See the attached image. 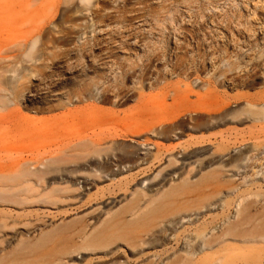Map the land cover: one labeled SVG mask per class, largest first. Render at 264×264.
Here are the masks:
<instances>
[{"label": "rangeland", "instance_id": "374dc122", "mask_svg": "<svg viewBox=\"0 0 264 264\" xmlns=\"http://www.w3.org/2000/svg\"><path fill=\"white\" fill-rule=\"evenodd\" d=\"M33 163L45 182L19 190ZM171 185L189 195L162 206L150 253L115 260L180 264L200 233L218 264H264V0H0V264L48 260ZM81 252L70 264L113 261Z\"/></svg>", "mask_w": 264, "mask_h": 264}, {"label": "bare ground", "instance_id": "6f19581e", "mask_svg": "<svg viewBox=\"0 0 264 264\" xmlns=\"http://www.w3.org/2000/svg\"><path fill=\"white\" fill-rule=\"evenodd\" d=\"M38 161L40 166L44 165L45 167H47L45 163L41 162L40 160ZM71 162H75V160L71 159V161H67L66 163L71 164ZM119 163L120 165H122L124 161L120 160ZM66 167H63V169L61 168L62 171H67L68 167L70 166H68L67 168ZM129 169H132V167H129ZM15 172L16 175L12 177V179L18 180V189L22 191L28 192L29 190H31L32 178H37V185H41V183L45 182L46 179V175L43 173V169L39 166H36L34 163L33 167L31 165L29 168H21L20 166V168ZM103 177L106 179L105 176ZM63 179L69 180L68 176L63 177ZM134 179L135 176L124 179L119 183H116L115 187L117 189L126 187L127 190L128 186L132 181H134ZM53 181H57V177H54ZM24 182H26V184L23 186ZM98 182L99 179H92V183ZM49 183H51V181ZM180 187V185H171L170 188L165 190L158 199L153 200L145 208L141 206V201L144 200L146 194H133V197L131 198L127 206L113 213L109 212L107 218L101 224L94 227L91 232L90 230H88V226L83 225V227L81 228L72 230L71 234L67 236L66 243L62 244L59 247L57 246V251H50V253H47V251L42 248V251L43 249L45 251H43L44 253L41 251V253H43L44 255L42 256V258H48V260H39L40 258H34L31 260H25L24 262H19V260L17 259H9L6 260L4 264H70L67 258L73 256L74 253H82L81 251H84V254H93L100 251L104 252L105 256H112L113 261L110 262V264H131L132 262L130 260L133 258H130V260L128 259L126 261L115 260L117 259L116 257L115 259L113 258V256L118 254L119 250L121 249L119 247V244L125 243L124 245H126L127 247L126 250L130 252H134V250L138 248L139 256L137 257L145 256L150 253L149 245L155 244L149 240V236L150 233L156 234L155 231L151 230V226L162 206L166 204H172V201L170 199L174 198L176 195H189V192L187 194L186 191H181L182 189L179 190ZM180 191L183 193H181ZM68 192V188L52 186L49 191L44 192V200L45 202L50 204L58 205L59 203H65L67 201V196L65 194ZM184 192L186 193L185 195ZM26 197L29 196L27 195ZM240 214L241 210H239L238 215ZM225 235H228V233H226ZM199 236V238L201 239V243H198V241L192 242L191 240H189V238H187V247L184 249L185 256L183 257V260L180 264H218L220 262V259H216V257H214L211 252H208L206 250L207 248L213 249L212 245L215 241L207 239L206 234L200 235L199 233ZM31 246H33V249L35 248V245ZM31 246H29V251H33V249H30ZM37 246L38 245H36V247ZM40 247L41 246H39V248ZM232 258L233 257L228 258V260L226 262H223V264H226ZM254 258L255 260L251 264H260L259 258L261 257L257 256ZM74 263L77 262L73 261V264Z\"/></svg>", "mask_w": 264, "mask_h": 264}]
</instances>
